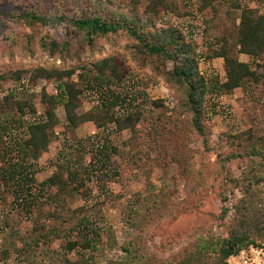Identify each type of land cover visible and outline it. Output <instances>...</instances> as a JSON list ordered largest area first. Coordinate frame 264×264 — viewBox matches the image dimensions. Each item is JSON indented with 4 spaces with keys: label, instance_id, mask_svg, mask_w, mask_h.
<instances>
[{
    "label": "rangeland",
    "instance_id": "obj_1",
    "mask_svg": "<svg viewBox=\"0 0 264 264\" xmlns=\"http://www.w3.org/2000/svg\"><path fill=\"white\" fill-rule=\"evenodd\" d=\"M3 1H10L11 4L7 2L9 5L6 6ZM12 1L22 0H0V95L14 91L19 94L18 98L33 104L40 114L38 95L42 88L49 94H54L55 84L53 81L39 79L37 86L30 89V69L44 67L60 71L75 70V74L65 77V80L81 84L82 77L90 78V73L83 71L81 66L89 68L94 61L109 56L118 57L120 61L117 67L125 77L121 82V89L123 93L128 92L126 103L132 106L140 104L146 110L147 121L139 124L142 128L140 136L146 142L152 143L146 147L152 166L148 171L145 166L132 172L130 169L133 170V166L129 168L122 159V154L130 153L131 160H135L138 154L136 150H144L146 146L142 139L139 145L134 142L131 144L127 142L132 136L128 131L117 132L113 125L95 129L89 123L84 124L75 138L87 149L91 147V154L87 155L85 164L92 171V195L85 200L73 192L65 204H59L58 207L49 204L43 206L51 212L58 208L60 211L57 212H61L63 218L70 219L77 207L91 205L95 201L104 202L101 207L103 220L90 214L91 230H96L101 235L97 251L87 252L84 257L77 252L67 253L63 240L76 239L72 237V233L67 232H60L59 238L50 234V240L43 243L39 236L43 232L39 227L41 220L38 212L34 211L30 216L22 214L16 209L11 189L0 184V264H62L63 257L71 261L77 259L78 264H117L129 257L117 246L121 242L130 243L131 249L142 259L140 264L179 261L194 253L203 257L210 256L211 262L213 249L227 236L234 221L235 205L243 198V187L236 185V181L241 180L242 171L251 161H260L262 148L246 141L244 136L238 137L249 127L245 116V109L250 104H247L248 94L239 88L230 93L218 94L212 88V93L206 96L201 114L200 123L205 133L197 134L191 124L192 112L187 107V86L171 75L172 62H152L144 59L142 55H134L133 50L126 49L128 41L123 35L111 41H99V50L92 52L90 48H85L79 57H50L39 46H33L31 51L25 46L27 29L17 19L23 10L14 6ZM110 1L116 9L120 7L126 12L132 8L134 1L140 2ZM167 1L169 7L157 18L156 26L181 30L192 44L197 45L199 71L211 84L222 81L223 60L210 58V49L214 46L215 35H219L220 30V34L229 36L232 50H237L233 30L239 19L233 24L232 19L222 18L221 28L214 26L216 19L210 20L209 25L216 28L214 33L205 28L206 17L197 11L198 0ZM219 1L223 6L228 3L227 0ZM241 5L259 12L264 11V0H241ZM137 7L141 19L146 20L143 1ZM39 14L45 17L46 24L34 30L36 44L41 37L61 39L66 29L58 20L56 12L48 8ZM232 15L238 17L239 11ZM129 43L131 46L132 43ZM238 59L249 63L257 73L261 72L256 61L246 55L238 54ZM17 70L24 71L20 81L14 78ZM113 88L117 86L114 85ZM95 100L94 94L86 93L77 112L88 111ZM158 100L162 101V106L154 109L151 102ZM11 115L13 120L21 122L22 125L32 116L30 111L24 116L16 112ZM56 115L59 124L53 131L49 149L39 159L41 170L36 176L34 189L39 188V184L64 161L68 144L71 145L75 140L74 135L65 132V113L62 107L56 110ZM36 116L35 120L39 118ZM259 118L264 126V114L259 112ZM174 121L179 125L176 132L181 133L174 145L176 157L182 159L180 162L172 161L171 155L164 156L165 148L173 145L171 141L169 144L166 132L163 136L156 137L153 133L154 129H160L159 123L167 125ZM11 128L14 137L20 126L16 123ZM103 144L115 147L121 154L111 152L109 159L104 160L98 152L95 154L97 148ZM179 146L186 151L185 156L178 151ZM226 157L230 159L222 168V159ZM156 198L164 201L157 208L153 204ZM222 208L228 209L224 217L221 216ZM258 243L264 246V243ZM194 260L199 261L200 258L195 257Z\"/></svg>",
    "mask_w": 264,
    "mask_h": 264
},
{
    "label": "trees",
    "instance_id": "obj_2",
    "mask_svg": "<svg viewBox=\"0 0 264 264\" xmlns=\"http://www.w3.org/2000/svg\"><path fill=\"white\" fill-rule=\"evenodd\" d=\"M141 1L144 3L143 13L147 16L146 20L141 19L138 11L137 5ZM198 1L197 11L206 17L205 28L208 31L215 33V27L221 28L222 18L232 19L233 24L236 23L237 18L239 19L238 25H235L233 30L236 51L232 50L229 36L220 34L221 31L218 29L219 35L213 34L216 38L214 46L210 49V58L222 59L224 68V79L215 84H211V81L199 71L200 57L197 53L198 49L196 50L197 45L192 44L177 28L156 26L157 18L169 7L167 0L134 1V5L127 12L120 7L116 9L110 0L12 1L14 6L23 10L18 14L17 19L27 29L24 37L25 46L31 51L33 46H39L40 50L50 57L61 59L70 55L79 57L85 48H90L94 52L100 49L99 41H111L123 35L128 41L126 49L133 50L134 55H142L144 59H150L152 62H172L171 75L187 86V107L192 112L191 124L197 134L205 133L200 123L201 114L206 96L212 93V88L216 89L218 94L230 93L237 88L248 94L247 98L250 101L247 100V104H250L245 109V116L249 127L238 137L244 136L246 141L253 142L254 146L258 145L262 150L259 154L260 161H251L242 171L241 180L236 181V185L243 187V198L235 205L234 221L227 236L215 245L211 262L210 256L203 257L194 253L179 261H152L149 264H226V259L237 254L242 247L260 246L259 241L264 243V126L260 122L262 119L259 118V112L264 114V11L243 7L241 0H227L226 6H223L219 0ZM3 2L6 6L10 3V1ZM48 8L56 12L58 20L64 24L66 31L61 39L46 36L44 39L41 37L40 42L36 44L33 32L46 24L45 17L39 13L45 12ZM235 11H239L236 18L232 15ZM210 20L214 21L215 27L209 25ZM129 42L132 43L131 46ZM238 54L246 55L256 61L261 72L257 73L249 63L239 61ZM119 61L118 57L109 56L92 62L89 68L81 66L83 71L90 73V78L82 77L81 84L65 80V77L74 75L75 70L60 71L44 67L30 69L28 71L30 89L37 86L39 79L53 81L55 84L54 94H49L45 88L41 89L37 101L40 114L33 104L18 98L19 94L14 91L10 90L0 95V135L2 136H0V184L11 189L16 209L22 214L30 216L32 212H38L41 220L39 227L43 232L39 236L43 243L50 240V234L59 238L60 232L72 233V237L76 239L63 240V247L67 253L77 252L82 257L86 256L87 252L97 251L101 243L100 233L91 230L90 214L98 220H103L101 207L104 202L95 201L91 205L77 207L70 219L63 218L61 212H57L58 208L51 212L45 210L43 205L58 207L59 204H65L66 199L70 198L73 192L85 200L91 197L92 171L85 164L87 155L91 154L89 151L91 147L87 149L75 138L77 131L84 124L89 123L95 129H104L113 125L117 132L128 131L132 134L128 143L134 142L139 145L141 139L142 142H146L145 138L140 136L142 128L141 125L139 126L147 121L146 110L140 104L132 106L126 103L128 92L123 93L121 89V82L125 77L117 67ZM23 73L22 70L15 71V80L20 81ZM114 85L117 88H113ZM86 93L94 94L96 100L88 111L78 113L77 110L82 105ZM151 104L154 109H158L162 106V101H152ZM59 107H62L65 113V132L74 135L75 140L71 145L68 144L64 161L39 184V188L34 189L36 176L41 170L39 159L49 149L51 136L59 124L56 115ZM28 111L33 118L31 116L24 121V125L11 117L12 112L24 116ZM37 114L39 118L35 120L34 116ZM163 117L168 118L165 115ZM16 123L20 128L13 137L11 127ZM158 125L160 129H154V136H163L166 132L169 144L170 141L173 143L165 148L164 156L171 155L172 161L180 162L182 159L176 157L174 146L178 136L181 135L176 132V127L179 125L176 121L172 124L168 122L167 125L161 123ZM150 144L152 145L151 142H146L144 150L137 149L138 154L133 161L129 156L130 153L121 155L129 168L133 166L134 169H130L132 172L141 170L145 166L148 171L152 166L149 151H146V147L151 146ZM178 151L181 155H186L183 147L179 146ZM97 152L104 160L109 159L111 152L121 154L115 147L105 144L97 148L95 154ZM103 159L99 161L104 163ZM228 159L230 158L222 159V168L225 167ZM158 161L160 163V160ZM160 202L164 203L163 199L156 198L153 202L154 207H159ZM227 210L222 208V217ZM109 240L113 242L111 238ZM117 246L129 255L117 264L142 263V259L131 249L130 243L121 242ZM200 252L204 253L201 250ZM195 257H199L200 260L195 261ZM62 264H78V260L71 261L63 257Z\"/></svg>",
    "mask_w": 264,
    "mask_h": 264
},
{
    "label": "built area",
    "instance_id": "obj_3",
    "mask_svg": "<svg viewBox=\"0 0 264 264\" xmlns=\"http://www.w3.org/2000/svg\"><path fill=\"white\" fill-rule=\"evenodd\" d=\"M226 264H264V246L248 245L226 259Z\"/></svg>",
    "mask_w": 264,
    "mask_h": 264
}]
</instances>
